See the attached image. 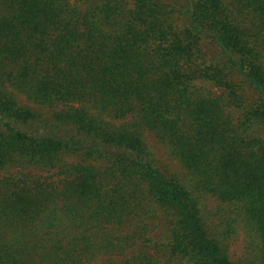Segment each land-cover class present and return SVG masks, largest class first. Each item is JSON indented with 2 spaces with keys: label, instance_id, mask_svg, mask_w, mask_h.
Listing matches in <instances>:
<instances>
[{
  "label": "trees",
  "instance_id": "obj_1",
  "mask_svg": "<svg viewBox=\"0 0 264 264\" xmlns=\"http://www.w3.org/2000/svg\"><path fill=\"white\" fill-rule=\"evenodd\" d=\"M99 257L264 264V0H0V264Z\"/></svg>",
  "mask_w": 264,
  "mask_h": 264
},
{
  "label": "rangeland",
  "instance_id": "obj_2",
  "mask_svg": "<svg viewBox=\"0 0 264 264\" xmlns=\"http://www.w3.org/2000/svg\"><path fill=\"white\" fill-rule=\"evenodd\" d=\"M158 151H159V158H160V160H161V163H162V165H163V167L165 168V169H172L174 166H177V164L176 163H173L169 158H168V156L165 154V152H164V149L162 148V146L161 145H159V147H158ZM210 205L212 206V204H215V205H217V201H215V200H211L210 201ZM221 227H222V225H221ZM235 235H237V239L235 240V239H233V243H232V245H233V250H234V252L236 253V254H238V255H241V253L245 250V248H246V246H245V241H246V239H247V236L244 234V232H243V230H241V232H238L237 234H235ZM236 249V250H235ZM242 251V252H241ZM231 254H232V257L233 258H236L237 256H236V254H234L233 252H231ZM97 261H95L96 262V264H103L105 261H107L108 260V258L107 257H99V259H96Z\"/></svg>",
  "mask_w": 264,
  "mask_h": 264
}]
</instances>
